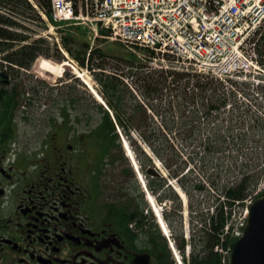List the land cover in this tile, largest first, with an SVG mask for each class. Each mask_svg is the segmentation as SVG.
I'll return each instance as SVG.
<instances>
[{
    "label": "trees",
    "instance_id": "obj_1",
    "mask_svg": "<svg viewBox=\"0 0 264 264\" xmlns=\"http://www.w3.org/2000/svg\"><path fill=\"white\" fill-rule=\"evenodd\" d=\"M33 2L52 22L50 0H33ZM34 4L29 0H0V55L2 60L27 70L32 68L40 57L54 58L59 62L65 60L55 40L36 38L37 31L24 24V21L30 20L37 27L47 29L46 22ZM75 32L76 30L68 27L57 30L60 44L72 59L92 73L100 86L103 99L115 118L114 120L110 112L95 101V108L102 117L96 123L97 128L93 130L95 135L91 138L98 142L103 158H107L114 148H121L117 125L123 129L127 139L132 143L134 140L131 133L136 129L137 123L140 138L149 145L157 157L165 161L164 158L171 156L176 158V162H181L179 169L171 176L178 178V182L190 199L196 197L194 190L203 192L205 186L202 183L191 184L188 175L182 176L188 164L183 161L173 142L181 145V152H189L187 155L192 162L198 160L201 166L199 170L205 175L215 160L229 158L237 162L238 157L242 155H246L249 160L254 157L261 159L264 150V138L262 139L264 103H256L258 110L256 112L244 108L245 104L243 106L239 104L233 90L238 87L236 82L229 81L232 89L227 88L224 82L218 79L186 72L154 70L146 73L144 69L147 68V64L135 54H111L99 45L92 47L91 42L74 37ZM259 47L258 54L263 64L264 54L261 50L264 48V38L262 37L259 40ZM0 67L3 65L0 64ZM8 74L15 77L19 76L20 72L10 67ZM126 80L131 82L141 99ZM258 92L264 100V86H259ZM12 93L10 89H0L2 115H13L14 102L18 103V101L17 94ZM165 100H167L166 104H164ZM153 116L160 120L163 127H159ZM246 116H249L250 120H245ZM90 117L89 121L95 119L93 115ZM225 120L226 123L228 121L247 123L248 131L242 134L237 129L225 125ZM149 123L153 128L148 127ZM237 136H242L241 142L235 143V147H230L227 139ZM248 146H251V149ZM135 147L140 157L145 156L138 146ZM249 164L243 165L245 173L241 178L235 179L232 185L227 184L222 190L219 184L222 183L220 174L224 169L218 164L215 171L218 176L210 182L218 192L223 191L221 193L227 200L228 208L225 210L226 205L219 203L220 199H216V203L219 204L214 216L197 215L202 220L201 235H199V245L202 250L198 256L194 255L191 264H222V257L215 252V247L223 242L222 235L235 211L236 202L245 200L260 179L259 172L255 173L256 169L248 168ZM259 167L260 161L255 168ZM165 185V180L158 184L151 182L150 188L154 193H158L165 190ZM166 197L178 201L175 195L163 196L160 200ZM178 210L180 211V204ZM128 215L131 221H138L139 228L142 230L145 228L147 217L144 216L143 210L133 209ZM150 226L154 230L152 235L157 241L160 238L157 226ZM229 242L230 235L227 236L226 244Z\"/></svg>",
    "mask_w": 264,
    "mask_h": 264
},
{
    "label": "flooded vegetation",
    "instance_id": "obj_2",
    "mask_svg": "<svg viewBox=\"0 0 264 264\" xmlns=\"http://www.w3.org/2000/svg\"><path fill=\"white\" fill-rule=\"evenodd\" d=\"M16 83L0 84L18 101L13 115L0 110V264H174L129 219L120 155L102 160L95 127L67 123L61 93L44 85L24 94Z\"/></svg>",
    "mask_w": 264,
    "mask_h": 264
},
{
    "label": "built area",
    "instance_id": "obj_3",
    "mask_svg": "<svg viewBox=\"0 0 264 264\" xmlns=\"http://www.w3.org/2000/svg\"><path fill=\"white\" fill-rule=\"evenodd\" d=\"M56 21L76 20L113 39L170 53L202 72L247 71L250 43L264 26V0H52ZM239 234V233H238Z\"/></svg>",
    "mask_w": 264,
    "mask_h": 264
},
{
    "label": "rangeland",
    "instance_id": "obj_4",
    "mask_svg": "<svg viewBox=\"0 0 264 264\" xmlns=\"http://www.w3.org/2000/svg\"><path fill=\"white\" fill-rule=\"evenodd\" d=\"M24 24L28 27H31L32 29L36 30L38 34L42 35V37L47 38L51 41H54L55 39H59L60 35L57 34L55 32V29H49L48 31L43 29V28H39L37 27L35 24L32 23V21L27 20L24 21ZM68 28H72L74 30H76L75 34L73 35L74 37H78L80 39H85L89 42H91V45H99L100 47L104 48L106 51H108L111 54H123V55H128L129 53H132L131 50H129L128 48L126 49L122 44L118 43V42H113L110 40H94V35L86 32L83 28H80V26H68ZM81 29V31L79 30ZM86 32L85 34L83 32ZM93 37V38H92ZM93 39V40H92ZM264 54V48L261 50ZM140 57L143 56V54L140 52L137 53ZM43 59V57H40L39 59H37V61L34 63V65L32 66V68H30L29 70H25V69H21L19 70L20 75L18 76L19 79L21 80L20 82H18V85L22 86L23 88H21V90L24 91V93H31V87L35 88V87H39L40 91L42 90V87L44 86L43 84L45 83L46 86H49V89H54L55 90V97L59 95V93H61V97H62V102L63 100L69 101L68 104L66 103V106L69 107V109L71 110L73 116L76 118L77 120H75V123H81V125H87L88 127L91 125H96V123H98L101 119V115L98 114L97 109L95 108V101L97 103H99L93 92H91L89 83L92 86V89H94L97 93H98V86L96 85V82L92 76V74L90 73H84L83 71H81L78 67L81 68V66L79 65L78 67L75 66L71 61H70V66H66L64 67V72L62 73V76L59 77L57 74H53V73H49L46 71H43L39 68V62ZM49 60L51 63H53L54 65H60V62L63 61H57L56 59H47ZM69 60H73L71 57H69ZM69 60H66L69 61ZM74 61V60H73ZM77 63V62H75ZM164 65H166V63H162ZM73 67V68H72ZM180 67H184L177 65V69H180ZM188 68H192V66H187ZM186 68V67H185ZM184 68V69H185ZM255 70V72H254ZM258 69H252L250 72H254L252 74H250L247 77V80L244 76H242V78H240L241 81H249L250 82V87L249 88H245L243 90L239 89V90H235V93L237 94V99L239 104H245L247 105V109L251 110V111H257L255 108V102H257L258 100H254L258 98V95L256 94L257 91L254 90V86H257L258 83H260L259 81V77L260 79H264V72H259L257 71ZM80 73V75L78 74ZM247 73V72H246ZM82 75V76H81ZM81 76V77H80ZM235 81H237V78L234 77ZM239 81V80H238ZM264 81V80H262ZM30 82V84H29ZM25 84H29V88H27L25 86ZM228 88H231V85L229 83H226ZM59 89V90H58ZM49 92V91H48ZM239 93H245L246 95L249 96V98H247V96H240ZM46 94V93H45ZM64 98V99H63ZM51 100H53V98H51ZM75 102L77 103L76 106L77 107H82L81 109H78L76 112V108H75ZM44 107L41 104L37 110L34 113V116L32 118L29 119V122H26L23 124V127L20 130V134H21V139L23 141H27V139L29 140V135L33 134L34 132H27L28 128L31 125H36L38 123H40L38 120H41V118H43L44 116V111H43ZM84 109V110H83ZM83 115V116H82ZM90 115H93V117L95 119H92L91 121H89V119L91 118ZM80 116V118H79ZM248 117V116H246ZM78 119H81V121H79ZM135 128L132 130L131 136L134 140V142H130L128 141V145H130L131 150L134 153L135 156V160L137 162V164L139 165L138 167L140 168L141 171V177L142 179L145 180L146 185L148 187L149 192L154 196V194L151 192L150 188H149V184L148 182H155V183H160L162 180L166 181V187L165 190L163 191V193L161 192V194L163 196H173L175 195L178 198V201L173 202L170 198L166 197L164 200H166V206L164 207V209L167 211L166 215L168 220L166 219V221L168 222V235H169V239L168 240L166 238V242L167 244L170 246L171 244H173L175 246L176 252L179 254V249L176 245L177 242H181V241H185L187 242L186 236L188 239H190L191 235L193 234V229L195 231H197V224H196V219L193 220V211L196 212V210H198L199 208H204L203 211H207L208 207H210L212 200L205 194H200L199 192H195L196 197H193V199H190L187 195V202H183L182 199L179 197V195L177 194V192L175 191V189H179L184 191L183 189H181L180 185L177 184L172 178L171 175L176 172L179 167L181 162H176V158L175 157H167L164 158L165 161H162V163L156 158L154 157V160H152L150 158V156L148 154H146L144 149L148 148L145 145V142L143 140H141L140 136H139V131L137 130L139 124H135ZM149 128H153L152 124L149 123ZM148 127L146 129H148ZM145 129V128H144ZM30 130V129H29ZM86 128L82 129V132L85 131ZM32 131V130H31ZM121 131V135L122 137L125 139V141H127V135L125 134V132L123 131L122 128H120ZM118 132V131H117ZM264 138V135L262 137V139ZM120 142H121V148L120 150L118 149V152L115 154L113 152V155H120V157H122V163H126L127 165V194L130 195L128 196V199L132 196H134L135 201L134 204H138L140 203V208L139 209H144L145 210V214L148 216V220H149V224L151 225H157L158 228L160 227L156 216L154 215L151 206L149 204V202L145 199L144 195L142 194V186L140 184V181L138 179V176L134 170V166L132 165V162L130 161V159L127 156V150L124 148V144H123V140L120 136ZM143 148H142V146ZM138 146L143 152H145V156L140 157L139 153L137 152V147ZM174 146V145H173ZM135 147V149H134ZM176 149V148H175ZM117 150V149H114ZM231 153H233V151H231ZM167 154V152H166ZM109 159V158H108ZM149 159V160H148ZM261 159H264V150L262 152L261 155ZM259 159V157H254V158H250L251 163L249 164L248 168H253V169H258L255 168L258 164L259 161L261 160ZM147 160V161H145ZM228 160V161H227ZM224 163V172H228L233 166L232 172L235 173L239 168L237 163H233L231 161H229V159H227ZM154 161V162H153ZM144 164L141 166V163ZM251 165V166H250ZM159 167V168H158ZM170 167V168H169ZM153 168L155 169L159 175H146V173L144 172V170L146 171L147 169ZM217 168V167H215ZM167 170L170 172V174L167 172ZM148 171V170H147ZM166 175V176H164ZM207 177L214 179L215 177H217L218 173L212 172V165H210V170H208V172L206 173ZM213 177V178H212ZM188 179H190V183L194 184L197 180L200 179V175L199 173H196L194 170L193 172H191L188 176ZM160 181V182H159ZM208 191L213 195H216L215 192L212 191V188L207 186ZM138 192V193H137ZM138 194V195H137ZM132 195V196H131ZM143 196V198H142ZM218 198V196H215ZM163 200V201H164ZM160 203V201H159ZM179 204H180V208L181 211H178L177 206L179 208ZM182 206V207H181ZM176 208V209H175ZM244 210L243 208H238L237 212L234 215V225H238L243 216H244ZM160 230V228H159ZM161 231V230H160ZM162 232V231H161ZM163 235V233H162ZM177 241V242H176ZM187 244H189V240L187 242ZM171 251V255H172V261H173V251Z\"/></svg>",
    "mask_w": 264,
    "mask_h": 264
},
{
    "label": "water",
    "instance_id": "obj_5",
    "mask_svg": "<svg viewBox=\"0 0 264 264\" xmlns=\"http://www.w3.org/2000/svg\"><path fill=\"white\" fill-rule=\"evenodd\" d=\"M7 82L8 77L0 75V83ZM231 264H264V193L250 209L245 233L233 247Z\"/></svg>",
    "mask_w": 264,
    "mask_h": 264
},
{
    "label": "bare ground",
    "instance_id": "obj_6",
    "mask_svg": "<svg viewBox=\"0 0 264 264\" xmlns=\"http://www.w3.org/2000/svg\"><path fill=\"white\" fill-rule=\"evenodd\" d=\"M66 66H70V64L68 62H65V63L60 64V65H54L53 63H51L47 59H43V60H41L39 62V68L41 70L46 71V72H49V73L57 74L59 77L62 76V73L64 72V67H66ZM78 74L80 75V73H78ZM89 86H90L91 92H93L95 98L99 102L104 103V101L101 99V97L99 96V94L94 89H92V86H91L90 83H89ZM127 146L128 145L126 143V145H125L126 149H127ZM128 149H129V152H130V156L134 158L135 157L134 156V153H133V151L131 150V148L129 146H128ZM136 165L139 166L137 164V162H136ZM178 193L181 196V198H183L184 200H186L185 194L182 191H179ZM147 200H148L149 204L154 207L155 211H157V209H158V211L160 212V210H159V208L157 206L156 200H155V198L152 195L148 196L147 197ZM163 223H164V221H163ZM164 225L166 226V224H164ZM166 229H167V226H166Z\"/></svg>",
    "mask_w": 264,
    "mask_h": 264
}]
</instances>
